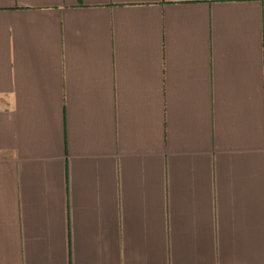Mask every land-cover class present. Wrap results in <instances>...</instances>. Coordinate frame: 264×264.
Returning <instances> with one entry per match:
<instances>
[{"label":"crops","instance_id":"0c3cea01","mask_svg":"<svg viewBox=\"0 0 264 264\" xmlns=\"http://www.w3.org/2000/svg\"><path fill=\"white\" fill-rule=\"evenodd\" d=\"M0 264H264V0H0Z\"/></svg>","mask_w":264,"mask_h":264}]
</instances>
